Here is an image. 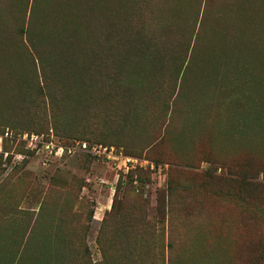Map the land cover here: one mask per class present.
<instances>
[{
	"label": "rangeland",
	"instance_id": "374dc122",
	"mask_svg": "<svg viewBox=\"0 0 264 264\" xmlns=\"http://www.w3.org/2000/svg\"><path fill=\"white\" fill-rule=\"evenodd\" d=\"M58 1L36 7L29 32L36 54L24 32L33 0H0V133H8L0 142V264H57L41 257L55 250L73 255L63 264L98 262L128 217L146 230L152 264L165 263L170 233L173 264H264V252L246 259L242 251L264 232L261 204L244 214L207 179L235 161L264 185V0L96 2L101 20L133 7L165 31L163 71L139 68L125 77L133 87L129 117L99 96L89 106L77 88L96 79L82 69L84 55L47 51L64 31L65 9L56 20L47 8ZM68 85L74 92L48 103L49 87ZM143 90L149 93L140 96ZM206 130L213 154L202 140ZM28 133L112 146L143 164L118 170L87 153L44 159L20 141Z\"/></svg>",
	"mask_w": 264,
	"mask_h": 264
},
{
	"label": "trees",
	"instance_id": "16d2710c",
	"mask_svg": "<svg viewBox=\"0 0 264 264\" xmlns=\"http://www.w3.org/2000/svg\"><path fill=\"white\" fill-rule=\"evenodd\" d=\"M96 2L104 8L108 6L107 0H60L58 1L59 4L55 5L57 2H54V10L50 4L47 6V8L50 6L51 12L55 14L53 19L56 20L59 19L62 13L61 10L65 9L64 14L60 16L65 22L64 28H62L64 31L56 33V45L47 51L59 55V57L63 54H68L69 57L84 55L88 61L86 65L82 66V69L92 71L96 79L89 82V85L85 83L82 85L77 84V88L83 92L85 97L90 98L89 106L92 108L95 105L94 99L96 102L99 96V99H106L105 102L109 105L117 104L119 106L117 107L119 114L129 117L133 109L131 107L133 104L131 103L133 87L125 80V77L139 68H148V74L153 76H157L163 71L164 61H167L168 58L165 57L166 51L162 46L164 42L161 43V38L159 37L165 31L164 28L153 29L146 25L141 20L137 9L133 10V7L130 11L128 9L120 10L115 14V17H105L101 20L102 12L96 9ZM38 3L39 0H33L29 14L30 21L24 31L27 41H29L36 54L41 49L36 48V45L32 43L29 32L34 28V23L38 21L35 15ZM82 6L84 7L83 11L72 14L73 8L81 10ZM30 23H33V28H31L32 25ZM109 71L111 74L108 73ZM102 73H104L103 76H101ZM73 85H68L66 89L61 87L52 89L49 87L47 93L48 103H57L59 101L57 95L65 93L68 97L69 93L74 92ZM216 89L218 91V86ZM144 93L145 91L143 90L140 96ZM148 93L146 91L145 94L147 95ZM219 104L220 102L218 101ZM123 120L125 121L124 118ZM205 133L202 136V140L205 143V147H207L206 149H208L207 153L213 154L209 145L213 138H211V134L207 130ZM240 164H235V161H231L229 166H227L225 175H207V179L210 182L216 181V196L224 201L234 202L244 214H249L251 205L256 200L261 204V208L258 211L263 212L256 217L264 223V185L254 183L250 168ZM257 189L261 190V192L250 197L251 191ZM253 217L255 216H251L248 219L252 221L255 219ZM134 220L128 217L122 221L121 230L116 234L113 233L111 237L113 239L112 247L108 249L103 245L105 249H101L100 261L93 263L84 261L83 264H152L157 257L151 251L149 242L146 240L147 232L138 228ZM242 248L243 258H260L261 253L264 252V232L254 242H243ZM165 249L164 264H173L178 258V254L174 249L172 233L167 237ZM41 257L43 261L44 259H53L55 263L63 264L60 263V260L71 259L73 255L64 250H55L52 254L49 251L46 255L41 254Z\"/></svg>",
	"mask_w": 264,
	"mask_h": 264
},
{
	"label": "built area",
	"instance_id": "2783aa9c",
	"mask_svg": "<svg viewBox=\"0 0 264 264\" xmlns=\"http://www.w3.org/2000/svg\"><path fill=\"white\" fill-rule=\"evenodd\" d=\"M6 131L0 133V142L2 138H6ZM20 141L24 142L25 148L30 151L40 152L44 159H60L64 156H71L75 153H87L95 158L110 162L118 168L131 169L134 166L143 164L137 159L123 155L112 146L102 144H88L84 141H73L65 145L59 143L50 134L28 133L20 137Z\"/></svg>",
	"mask_w": 264,
	"mask_h": 264
}]
</instances>
